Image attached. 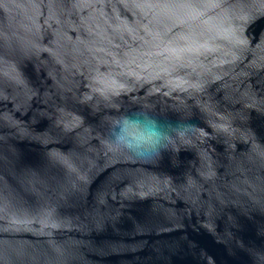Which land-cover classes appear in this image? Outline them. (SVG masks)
Listing matches in <instances>:
<instances>
[{
  "label": "water",
  "instance_id": "95a60500",
  "mask_svg": "<svg viewBox=\"0 0 264 264\" xmlns=\"http://www.w3.org/2000/svg\"><path fill=\"white\" fill-rule=\"evenodd\" d=\"M0 264H264V0H0Z\"/></svg>",
  "mask_w": 264,
  "mask_h": 264
},
{
  "label": "clouds",
  "instance_id": "9594fccd",
  "mask_svg": "<svg viewBox=\"0 0 264 264\" xmlns=\"http://www.w3.org/2000/svg\"><path fill=\"white\" fill-rule=\"evenodd\" d=\"M106 120L109 146L139 159L161 157L192 129L185 118L164 117L146 107L126 109Z\"/></svg>",
  "mask_w": 264,
  "mask_h": 264
}]
</instances>
